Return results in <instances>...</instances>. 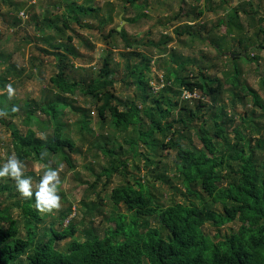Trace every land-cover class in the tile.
<instances>
[{
	"label": "trees",
	"instance_id": "16d2710c",
	"mask_svg": "<svg viewBox=\"0 0 264 264\" xmlns=\"http://www.w3.org/2000/svg\"><path fill=\"white\" fill-rule=\"evenodd\" d=\"M2 1L15 4L12 0ZM62 1L67 3V12L45 19L46 27L56 29L58 36L64 37L51 35L44 38L48 49L43 51L57 59V72L50 79L53 87L45 89L40 99L25 102L21 111L23 122L28 125L25 132L0 117L12 132L11 145L17 159L25 161L32 157L45 162L49 157L57 156L73 166L72 154L80 152V147L62 117L64 109L73 105L72 96L79 91L92 98L98 106L103 123L109 116L108 123L117 131H127L131 125L137 128V137L129 143L134 153L142 154L146 166H152L150 172L155 180L170 183V175L156 172V169L161 162L162 151L175 150V169L185 187L183 193L197 200L187 198L184 202L169 205L161 203L149 179L141 176L126 179L129 174L127 160L122 158L123 153L119 154L109 146L112 138L93 134L95 138L104 139V143L95 142V146L109 157L108 166L97 177L105 176L108 181L115 173L123 177V183L113 187L110 198L116 209L124 206L128 213L118 210L110 217L115 225L109 226L103 235L90 227L84 230L85 239L81 240L76 237L78 228L74 220L63 225L72 208L63 213L59 221L63 228L58 230L54 223L47 228L40 227L42 216L36 207L38 202H43L40 197L31 198V201L30 196H25L6 206H3L4 200H0V264H264V138L252 135L264 127L255 122V110L251 109L248 117H241L242 121L237 122L236 112H229L223 104L225 86L230 83V104L235 107L238 102L246 103L245 99L250 96L255 106L264 109V101L258 91L241 80L237 66L232 73L223 71V75L211 77L203 72L198 60L185 57L180 61L178 58L181 56L172 55L177 67L168 68L166 80L171 84H164L156 94L147 78V73L152 72L153 56L141 52L140 41L129 38L125 29L119 31L113 27L106 38L115 34L121 37L127 48L121 53L126 60L124 73L126 78L133 77L138 89L136 98L126 103L113 91L115 70L111 62L115 45L103 55V65L97 75L79 80L70 76L68 70L76 68L73 59L81 54L71 43L73 37L62 32L71 28L70 21L83 26L87 17H99L100 9L77 0ZM128 1L137 5L138 0ZM198 13V16L202 15L204 8L199 7ZM228 17L227 21L220 19L218 24H226V34L236 36L242 44L245 27L239 17V9L233 8ZM99 20L103 27L111 20V14L99 17ZM187 33L192 38L202 39L203 36L202 32L197 34L188 30ZM61 39H66V42ZM170 40L171 37H167L150 45L161 47ZM216 43L223 53L222 45L218 41ZM237 54H234V59L243 56ZM229 57L233 60L232 55ZM243 57L254 59L249 54ZM191 63L199 66L200 73L196 79L200 85H194V78L183 72L185 65ZM10 74L8 69L0 77L1 89H5ZM184 90L190 93L200 91L202 96L199 99H182ZM168 92L177 95V101L165 95ZM204 98H207V103ZM4 100L5 95L0 94L2 113L16 116L18 111ZM175 110L177 112L173 116ZM82 114L81 128L91 131L88 113L82 110ZM42 115L45 119H41ZM169 117L172 119L168 120ZM32 123H37L41 130L53 127V132L39 137L30 127ZM193 134L200 146L194 142ZM183 139H188V144H184ZM141 147L144 150L139 152ZM257 150H261L259 155ZM29 175L35 176L30 172L23 174L21 180ZM4 178L0 176V196L15 197L17 184L4 183ZM95 185L92 183L91 187ZM83 203L87 205L85 201ZM15 204L21 207V221L12 215ZM151 216L158 218L159 227L150 224L147 217ZM235 221L240 223L236 231L228 235L220 233L222 226ZM207 223L218 230L215 235L206 231ZM21 225L25 235L21 232ZM68 237L72 241L67 250H60L56 244Z\"/></svg>",
	"mask_w": 264,
	"mask_h": 264
},
{
	"label": "rangeland",
	"instance_id": "374dc122",
	"mask_svg": "<svg viewBox=\"0 0 264 264\" xmlns=\"http://www.w3.org/2000/svg\"><path fill=\"white\" fill-rule=\"evenodd\" d=\"M12 1L15 3L14 5L0 0V77L5 75L8 69L12 73L8 76L9 81L6 83L5 89L0 88V94L5 95L4 102L16 109L18 113L16 116L4 114L0 108V117L7 123L16 124L22 132H25L28 125L23 122L24 115L21 112L25 102L38 100L45 89H51L53 84L50 79L57 72V59L54 55L43 51V49H48L44 38L51 35L62 36H58L56 29L46 27L45 19L46 17L55 18L56 15L66 13L67 3L62 0ZM77 1L86 6L98 7L100 9L98 14L101 18L111 14V20L102 27L99 17H87L84 20L86 24L83 26L70 21L71 28L64 29L62 33L66 32V35L73 37L71 43L81 54L77 59H73L76 68L68 70L71 77L79 80L97 75L103 65V55L115 45L111 62V66L115 70L113 91L126 103L135 99L138 89L132 76L126 78L124 73L126 60L121 55L127 48L118 34L106 38L111 28L122 26L129 38L140 41V51L146 52L154 58L152 72L147 73V78L156 94L164 87V84H171L166 78L169 76V66L177 67V64L172 60V55H175L182 57L178 58L180 61L185 57H189L192 61L198 60V65L202 66L203 72L211 77L218 74L223 75V71L232 73L234 67L237 66L241 71V80L247 83L251 89L258 91L264 101V0H138L137 5L128 0ZM199 7L204 8V13L200 16H198ZM233 8L239 9V17L245 27L242 44L238 42L236 36L232 37L226 34V24H218L220 19L225 21L229 19L228 16ZM59 24L61 27L63 26L62 23ZM260 28L263 31H260ZM188 30L197 34L202 32V39L192 38L187 33ZM167 37H171L172 40L161 47L150 45L151 42L157 43ZM60 41L66 42V39ZM216 41L222 45L223 53L218 50ZM246 46L247 50H244ZM237 53L243 54V56L249 54L254 59L251 61L242 55V57L234 59V54ZM229 55H232L233 60ZM198 65L186 64L183 71L192 76V79L194 78L192 80L194 85L199 82L196 79L200 73ZM9 87L11 92H9ZM177 87L175 85V88ZM225 87L223 104L229 112H236L237 122L242 121L241 117H248L247 115H250L251 109H253L256 115L255 122L264 127V109L255 106L250 96L245 99L246 103L238 102L234 107L229 102V98H231L228 92V88L231 87L230 83ZM165 95L171 97L173 101L178 99V96L172 92ZM200 96L202 95L198 91L187 99H192V97L199 99ZM72 97L73 105L64 109L65 115L62 117V121L67 123V130L70 131L71 136L80 147V152L72 154L73 166L57 156H51L45 162L37 161L32 157L26 158L25 161L18 160L12 150V132L8 128L9 126L0 121V168L7 165L11 159L20 163V180L23 174L30 172L35 174V176L29 175L24 178L28 180L24 187L32 193L31 201L35 199L34 197L37 199L40 197L42 201L51 200L53 197L59 198L58 207H52L50 211H41L36 204L42 216L41 228H47L54 223L55 228L62 230L60 218L64 212L72 208V212L63 225L66 226L70 220H74L78 228L76 237L83 240L85 239V229L94 227L103 235L109 226L115 225V221L110 219L111 216L118 210L128 213L124 206L116 209L110 198L113 187L122 184L123 177L118 173H115L110 181L105 176H101L100 179L97 177L102 169L108 166L109 157L102 154L95 146V142L104 143V139L95 138L93 134L96 136L98 134L109 135L112 138L109 146H113L119 154L123 153L122 158L127 160L129 174L126 179L130 180L133 176L149 179V184L152 185L153 191L161 203L169 205L174 202H184L187 198L197 200L193 196L183 193L185 187L175 169V150L164 149L159 157L161 162L156 172L170 175L169 184L161 183L152 177L150 172L152 166L147 167L142 154L134 153L129 143L130 140L137 137L136 127L131 125L127 131H117L108 123L109 116H107L106 122H102L98 114V106L92 98L84 96L79 91ZM181 98L184 97L181 96ZM206 100L207 98H204V101ZM82 110L88 113V126L91 131L81 128ZM176 112L177 110L172 113L173 116L176 115ZM172 117H169L168 120H171ZM41 119H45V115H42ZM30 127L36 130L39 137H45L53 132V127L41 130L37 123H32ZM252 135L254 137L262 135L264 138V129L254 131ZM192 138L200 146L197 136L193 134ZM188 141V139H183L184 144H188ZM143 150L141 147L138 151ZM260 153L261 150L256 151L257 155ZM46 171L49 174L54 172L56 179L45 178L41 181ZM3 182L17 184L18 180L16 177L8 175L5 176ZM92 183L96 185L91 187ZM15 194L16 196L13 198L1 195L0 200H4L3 206L25 197L19 190ZM84 201L87 205L83 203ZM12 215L21 221L23 219L21 207L16 204L12 206ZM147 219L151 225L160 226L157 217L151 216ZM239 224L238 221L229 222L219 231L222 235H228L232 231H236ZM206 231L212 235L218 232L210 223H207ZM21 232L23 235L26 234L22 225ZM71 241L72 238L68 237L60 240L56 245L60 250L66 251Z\"/></svg>",
	"mask_w": 264,
	"mask_h": 264
},
{
	"label": "clouds",
	"instance_id": "9594fccd",
	"mask_svg": "<svg viewBox=\"0 0 264 264\" xmlns=\"http://www.w3.org/2000/svg\"><path fill=\"white\" fill-rule=\"evenodd\" d=\"M9 92H11V88L9 87ZM14 176L17 178L18 183L17 187L18 190L21 192L22 195L24 196H31L32 193L31 191L27 190L24 185L28 183L27 179L20 180L19 175H20V163L16 160H9V163L5 165L3 168H0V176ZM45 178H55L56 175L53 172L52 174H49V172H45L44 176L41 178V181H43ZM58 197H53L51 200H43V202H38L37 207L41 211H50L52 207H58Z\"/></svg>",
	"mask_w": 264,
	"mask_h": 264
},
{
	"label": "built area",
	"instance_id": "2783aa9c",
	"mask_svg": "<svg viewBox=\"0 0 264 264\" xmlns=\"http://www.w3.org/2000/svg\"><path fill=\"white\" fill-rule=\"evenodd\" d=\"M193 93L188 92L187 90L183 91V97L189 98L192 96Z\"/></svg>",
	"mask_w": 264,
	"mask_h": 264
},
{
	"label": "water",
	"instance_id": "95a60500",
	"mask_svg": "<svg viewBox=\"0 0 264 264\" xmlns=\"http://www.w3.org/2000/svg\"><path fill=\"white\" fill-rule=\"evenodd\" d=\"M117 29H118L119 31H121V30H122V26L117 27Z\"/></svg>",
	"mask_w": 264,
	"mask_h": 264
}]
</instances>
